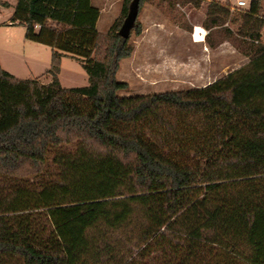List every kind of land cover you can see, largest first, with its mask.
I'll return each mask as SVG.
<instances>
[{
	"label": "trees",
	"instance_id": "1",
	"mask_svg": "<svg viewBox=\"0 0 264 264\" xmlns=\"http://www.w3.org/2000/svg\"><path fill=\"white\" fill-rule=\"evenodd\" d=\"M147 1L123 0L105 37L92 0H18L12 22L52 48V79H20L0 62V264H71L44 211L97 201L106 208L87 229L92 264H264L263 0L241 11L247 64L203 87L122 96L117 73ZM230 14L212 0L203 23ZM63 56L81 61L88 85L62 86ZM130 227L125 247L114 233Z\"/></svg>",
	"mask_w": 264,
	"mask_h": 264
},
{
	"label": "rangeland",
	"instance_id": "2",
	"mask_svg": "<svg viewBox=\"0 0 264 264\" xmlns=\"http://www.w3.org/2000/svg\"><path fill=\"white\" fill-rule=\"evenodd\" d=\"M10 3L9 7L3 2ZM228 4L230 17L223 25L205 27L202 9L186 7L183 0H148L140 10L143 38L133 30L129 43L133 53L122 59L117 78L127 81L129 88L119 91L122 96L148 94L166 90H181L206 86L225 74L242 67L250 60L252 42L240 34L243 25L241 11L249 9L253 0L237 7L239 0H217ZM18 0H0V62L1 67L20 79L37 77L49 83L46 71L52 63V48L26 38V27L13 24ZM103 9L98 30L106 37L119 17L123 0H94ZM264 6V0H263ZM234 8V9H233ZM236 8V9H235ZM264 13V9H263ZM205 28V30H204ZM202 31L204 35L199 36ZM206 33V34H205ZM59 79L63 87H82L89 84V76L81 61L63 56ZM31 178L33 175H29ZM106 208V201L68 204L45 209L48 219L65 239L72 255L71 264H92L85 256L87 229L94 213ZM127 212V211H126ZM126 212H115L121 220ZM132 227L114 233V240L125 247H133ZM135 231V230H134Z\"/></svg>",
	"mask_w": 264,
	"mask_h": 264
},
{
	"label": "water",
	"instance_id": "3",
	"mask_svg": "<svg viewBox=\"0 0 264 264\" xmlns=\"http://www.w3.org/2000/svg\"><path fill=\"white\" fill-rule=\"evenodd\" d=\"M135 18H136V13L134 12L127 18L122 30L123 36L128 37L129 31L134 24Z\"/></svg>",
	"mask_w": 264,
	"mask_h": 264
},
{
	"label": "crops",
	"instance_id": "4",
	"mask_svg": "<svg viewBox=\"0 0 264 264\" xmlns=\"http://www.w3.org/2000/svg\"><path fill=\"white\" fill-rule=\"evenodd\" d=\"M93 1V3L95 4V5H97L95 2H94V0H92ZM210 1H212V0H209V1H206V2H204L205 4H206V7H205V9L203 10L202 9V19H204L205 18V16H206V11H207V7H208V4H209V2ZM217 1V0H216ZM219 2H221V3H223L222 1H219ZM204 3H203V5H204ZM202 5V6H203ZM99 8H100V10H101V14H100V16L103 14V9L99 6V5H97ZM190 5H186V7H189ZM263 9H264V6H263ZM99 19H100V17H99ZM204 30H205V28H204ZM143 38H146L147 37V31H146V29H144V31L142 32V35H141Z\"/></svg>",
	"mask_w": 264,
	"mask_h": 264
},
{
	"label": "built area",
	"instance_id": "5",
	"mask_svg": "<svg viewBox=\"0 0 264 264\" xmlns=\"http://www.w3.org/2000/svg\"><path fill=\"white\" fill-rule=\"evenodd\" d=\"M244 5H246V2L244 0H239L238 3H237V7L244 6ZM198 35L201 36V35H204V33L202 31H199ZM261 41L264 42V35L262 36V39L255 40V43H260Z\"/></svg>",
	"mask_w": 264,
	"mask_h": 264
}]
</instances>
